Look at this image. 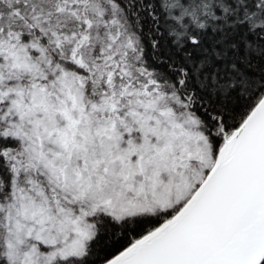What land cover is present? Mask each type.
<instances>
[{"label": "snow or ice", "instance_id": "1", "mask_svg": "<svg viewBox=\"0 0 264 264\" xmlns=\"http://www.w3.org/2000/svg\"><path fill=\"white\" fill-rule=\"evenodd\" d=\"M0 264H264V0H0Z\"/></svg>", "mask_w": 264, "mask_h": 264}]
</instances>
